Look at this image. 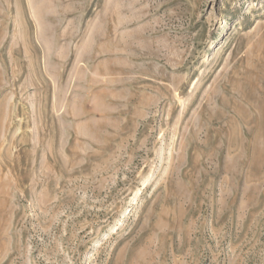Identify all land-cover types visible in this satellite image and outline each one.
<instances>
[{
	"label": "rangeland",
	"instance_id": "rangeland-1",
	"mask_svg": "<svg viewBox=\"0 0 264 264\" xmlns=\"http://www.w3.org/2000/svg\"><path fill=\"white\" fill-rule=\"evenodd\" d=\"M0 264H264V0H0Z\"/></svg>",
	"mask_w": 264,
	"mask_h": 264
}]
</instances>
